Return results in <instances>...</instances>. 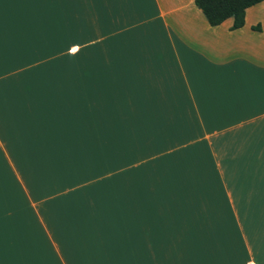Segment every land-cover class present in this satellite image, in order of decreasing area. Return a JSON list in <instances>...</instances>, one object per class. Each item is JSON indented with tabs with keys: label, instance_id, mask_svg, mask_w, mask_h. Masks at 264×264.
<instances>
[{
	"label": "crops",
	"instance_id": "crops-1",
	"mask_svg": "<svg viewBox=\"0 0 264 264\" xmlns=\"http://www.w3.org/2000/svg\"><path fill=\"white\" fill-rule=\"evenodd\" d=\"M233 23L0 0V264H264V1Z\"/></svg>",
	"mask_w": 264,
	"mask_h": 264
},
{
	"label": "trees",
	"instance_id": "trees-1",
	"mask_svg": "<svg viewBox=\"0 0 264 264\" xmlns=\"http://www.w3.org/2000/svg\"><path fill=\"white\" fill-rule=\"evenodd\" d=\"M262 1L264 0H195L211 25H219L233 17V29L242 27L246 21L247 9Z\"/></svg>",
	"mask_w": 264,
	"mask_h": 264
},
{
	"label": "rangeland",
	"instance_id": "rangeland-1",
	"mask_svg": "<svg viewBox=\"0 0 264 264\" xmlns=\"http://www.w3.org/2000/svg\"><path fill=\"white\" fill-rule=\"evenodd\" d=\"M125 170H126V168L121 169V170H120V171H121L120 175H119V173H118L117 175H118L120 178H121V177L124 178ZM121 180H122V178H121ZM127 180L130 182V178H127Z\"/></svg>",
	"mask_w": 264,
	"mask_h": 264
}]
</instances>
